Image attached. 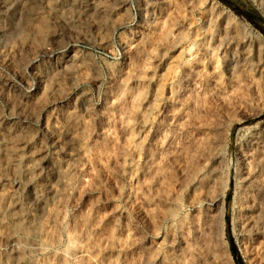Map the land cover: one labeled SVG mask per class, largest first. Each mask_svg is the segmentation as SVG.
Segmentation results:
<instances>
[{
	"label": "rangeland",
	"instance_id": "obj_1",
	"mask_svg": "<svg viewBox=\"0 0 264 264\" xmlns=\"http://www.w3.org/2000/svg\"><path fill=\"white\" fill-rule=\"evenodd\" d=\"M0 264H264V0H0Z\"/></svg>",
	"mask_w": 264,
	"mask_h": 264
},
{
	"label": "trees",
	"instance_id": "obj_2",
	"mask_svg": "<svg viewBox=\"0 0 264 264\" xmlns=\"http://www.w3.org/2000/svg\"><path fill=\"white\" fill-rule=\"evenodd\" d=\"M238 6H241L240 3H237ZM249 19L252 21H262V18L260 17V15L253 9H251V12L249 14Z\"/></svg>",
	"mask_w": 264,
	"mask_h": 264
},
{
	"label": "bare ground",
	"instance_id": "obj_3",
	"mask_svg": "<svg viewBox=\"0 0 264 264\" xmlns=\"http://www.w3.org/2000/svg\"><path fill=\"white\" fill-rule=\"evenodd\" d=\"M247 197V196H246ZM246 197H243L242 199H245Z\"/></svg>",
	"mask_w": 264,
	"mask_h": 264
}]
</instances>
